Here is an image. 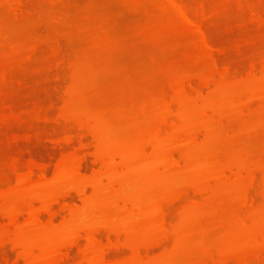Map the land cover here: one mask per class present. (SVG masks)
Listing matches in <instances>:
<instances>
[{"label": "rangeland", "instance_id": "rangeland-1", "mask_svg": "<svg viewBox=\"0 0 264 264\" xmlns=\"http://www.w3.org/2000/svg\"><path fill=\"white\" fill-rule=\"evenodd\" d=\"M21 1L27 8L22 16L12 11ZM177 1L193 15L199 13V16L206 11L204 17L196 20L208 34L214 51L204 46L195 27L183 21L172 0H0V80L7 78L5 82H0V184L1 191L9 196L12 205L17 206L20 215L29 202L26 197L38 188L18 187V173L11 165L13 157L24 154L25 147L36 142L37 145L46 146V149L54 148L50 150L59 152L58 146L47 138L53 134L52 129L56 132L57 128L65 127V130H76V135L83 132L78 131L76 120L67 123L60 119L58 122L64 98L70 97L71 111L75 116L94 114L109 125L120 140L137 142L141 133L144 135L160 126L165 116V103L175 110L181 100L186 110L195 117L192 118L195 122L203 117L202 102L195 98L193 91L189 92L187 87L188 93L181 94L182 97L180 95V84L189 78L185 77L187 75H193L196 83L202 76L213 75L214 84L209 88L212 90L204 88L203 91L204 94L212 93L213 102L219 105L225 104L234 90L237 104L264 92V80L240 81L253 62H264V0H239V5L237 0ZM240 2L244 5L241 6ZM202 8L205 10L201 11ZM12 12L17 13L18 17L13 16ZM56 40L60 41L59 58L52 56ZM33 43H40L41 50L36 57H32V61L24 63ZM226 68L233 69L239 78L236 79L237 75L230 77L233 72ZM224 69L232 74L230 72L224 77ZM190 78L193 80L192 76ZM199 84L195 86L198 85V88L201 86ZM49 97H54L56 101L53 98L50 104ZM24 99L29 100V104L27 100L25 104ZM38 100L43 103L42 108ZM262 101H254L249 113L244 108L237 110V106L228 110L227 118H222L225 120L222 123H216L222 121L220 118L215 120L219 115L214 116L212 138L208 145L202 144L204 148L200 147L202 149L198 152L202 161L214 158L222 163L234 159L245 161L254 171V184L248 174L242 175L241 180L237 178V181L230 175V181L219 184L222 187L216 184L217 195L204 196L210 199L187 198L168 208L166 228L169 233L164 246L154 248L151 256H159L165 247L168 250L173 248L171 259L166 264H218L220 256L226 255L229 256L226 264H264V251L255 241L264 240ZM19 102H24L23 106L28 105L25 106L27 109ZM240 110L243 114L238 113ZM40 111H47L43 114L48 118L50 116L48 127L53 126L52 129L46 126L47 121H42L43 114L40 113L38 118ZM57 122L60 125L63 123L57 127ZM164 127L167 131H163V136L176 132L172 125ZM62 129L59 130L62 132ZM28 130L34 134V139L40 140L35 139L34 143L31 135V141L29 137L27 140L25 132ZM86 133L83 132V135ZM168 135L167 138H170ZM86 136L91 138L90 135ZM174 136L177 138L176 134ZM201 138L200 141H206L203 135ZM89 140L91 143L92 139ZM27 141L33 143L28 144ZM13 151L18 152L14 155ZM20 151L23 153L17 154ZM87 164L91 168L88 167L86 176H90L94 168L91 156H88ZM66 187L71 190L72 184ZM246 193L253 198L252 205L245 202ZM74 198L76 205H80L79 197L74 195ZM24 201H27L26 205ZM87 213L91 214L87 217L93 216L97 221L109 218L117 226L121 222L122 226L134 223L137 228L132 238L122 237V241L127 240L133 245H147L150 241L152 244L160 236V216L156 213L144 217L132 213L127 218V215L124 216V219L123 205L109 204L106 200L98 202L94 210ZM23 216L21 221L26 217ZM62 216L55 224L60 223ZM121 216L125 222L118 220ZM86 220L83 219L81 223ZM5 221L0 219V235L14 233L7 230ZM80 229L72 228L75 231ZM17 232L39 239L48 230L22 225ZM7 243V249L0 245V250L11 251L12 257L16 252L18 255V251L15 249L14 252L13 245L9 244L11 242ZM128 243L112 249L113 252L106 251V255L109 254L106 260H101V252L94 250L95 264H125L132 254L133 245ZM141 249V252L145 250ZM79 252L78 248L74 250L76 259ZM110 255L112 259L107 260ZM50 262L46 258L35 264Z\"/></svg>", "mask_w": 264, "mask_h": 264}, {"label": "bare ground", "instance_id": "bare-ground-1", "mask_svg": "<svg viewBox=\"0 0 264 264\" xmlns=\"http://www.w3.org/2000/svg\"><path fill=\"white\" fill-rule=\"evenodd\" d=\"M237 1L239 5V0ZM241 2L240 4L243 6L244 4L242 5ZM172 3L176 6L183 21L188 26L196 28L204 46H206L209 51H214V46L210 42L208 34L196 20L200 17H204V14L206 15V13H204L206 11H203L205 9L202 8L201 11L203 12L199 11L201 13L198 16L199 13L193 15L188 8L177 0H172ZM15 6V10L13 8L12 11L21 13V16L25 13V10H27L23 1L18 2ZM14 13L13 16L18 17L19 13L18 15ZM257 16L260 20V16ZM58 42L60 41L56 40L57 44H55L56 47H54L55 50L52 54V56H57L55 58L61 56L60 44ZM39 44L34 45L33 43L24 63L25 61L28 62L33 59L32 57L37 56L38 52L41 50ZM263 60L264 59H262V61ZM253 63L254 64L251 63L252 65L249 66L248 71L246 69V76L244 75L245 77L243 80H240L242 83H248L256 79L264 80V62L260 61L261 64L259 62V64L256 62ZM227 69L233 72V76L230 75V77L235 78V75H237L236 79L239 78L238 74H234L233 69L226 68V70ZM226 70H223L224 74L222 71L224 77H227V74L231 72L230 70ZM236 71L237 70H235V72ZM236 73H239V71ZM222 74L221 76H223ZM188 76L189 78L192 76L193 80L188 78L182 81L180 84V95L187 94L188 90L189 92L193 91V95L194 93L197 95H194L195 98L202 102L204 113L199 122H195L192 119L195 117L186 110L181 100L178 101V108H175V110L171 108L169 104L165 103L163 109L165 116L161 119L160 126L157 129L144 133V135L141 133L142 137L140 135L141 139L138 137L137 142H130L117 138L110 126L105 124L100 117L94 114L75 116L71 111L70 104L72 101L70 97L69 99L67 97V99L64 98V102H62L64 105L60 108L61 110H59L58 122L60 119L66 122L68 121L67 123H69L70 120H76L79 127L78 131H86L88 133H86V135H90L91 138L83 135V132H79V134L77 132L76 135V133H74L76 130L73 131V129L65 130L64 127L63 130L58 126L60 124L57 122V127L59 128H56L59 132H54L55 130L52 129L53 126L51 128L50 125V129H52L50 131H52L53 134L48 136V129V133L46 134L48 136L47 138H49L51 142H54L56 144L55 146H58V148H56L59 149V152H57L58 150H50L54 148L49 149L47 147L46 149V146L37 145V142L30 146V143H33L36 138H33L34 134L29 133L30 130H28V132L26 131L27 140L29 135H31L30 137H32L33 142L27 141L30 145L27 148L25 147L26 145L24 146L26 149L24 154H22L23 151L17 153L22 155H17L16 157L15 152L18 151H13L15 156L13 157L12 155L14 160H12L13 164L11 165H13L12 168L15 169V172L18 173V176H16L18 187L38 189L26 197L29 202L26 205L27 201H24L26 208H24L25 210H23L22 215H20L17 206L14 204L13 206L9 202V196L1 191L2 184H0V219L6 220L8 231H14V233L8 232L0 235V245L4 247L7 242H11L9 244L13 245V251L15 249V251H18V255H16L17 252L14 253L17 256L14 260L15 256L13 254L12 257L11 251L9 252L7 250V252H9L7 253L1 248L0 264H35L46 258L51 260L50 264H95L96 258L95 254H93L94 250H96V252H101L99 256L101 260H106V257L109 256V254L106 255V251L110 253L112 249L116 250L121 247L122 244L128 243L129 241H122V239L124 237L127 239L132 238L137 226L131 222L127 223L128 225L124 224L122 226L123 223L121 222L119 223L121 226L118 224V227L117 224H115L116 222L109 218L97 221L92 218L93 216L87 217V215H91L87 212L93 211L96 204L103 200H106L109 204L121 203L125 209L123 218L126 215V218L129 217L132 213L139 217L149 216L154 213L159 214L161 224V228H159L160 236H157L158 238L156 241L153 240L154 243L151 244L152 241H150V244L147 242V245L143 244L142 246L136 245L137 243L133 245V243L129 242L130 246L133 245L132 254L128 260H126L127 262H125V264H166L168 260L171 259L173 248L172 250H168V248L164 247L162 254L156 257L151 256V252H153V250L155 251L154 248L156 247L164 246V240L169 233V229L166 228V210L168 208L187 198L198 200L200 197L217 195L216 192L218 190L216 191V184H218V186L219 184L224 185V183L230 181V175L234 177H231L232 179L237 181V178L241 180L244 174H248L250 176L249 180L254 184V171H251L245 161L234 159L222 163L217 158L202 161L198 156V152L204 148L206 143V145H208L212 138L213 126L215 125L213 121L221 119L222 121H216V123H222L225 121L222 118H227V111L236 106L237 110L244 108L243 110H247L249 113L253 108L252 104L254 101L264 100V92L252 95L243 100V102L240 101L239 104H237L236 90H234L233 95L227 99L226 103L219 105L213 102L212 93L209 92L210 94H204L205 91H203L204 88L206 90L212 88L211 86L214 84L213 82L215 80L213 75L202 76V78H200L201 82L199 79L200 84L195 82L196 79L193 75H187L185 77ZM6 80L7 78L3 77L0 82H5ZM195 84L201 86L197 88L198 85L195 86ZM187 87L188 90H186ZM53 98H51L52 102L49 100L50 104L53 103ZM26 100L24 99V102ZM54 100L56 101L55 98ZM24 102H19V104L25 107L26 105L23 106ZM26 102L29 104V100ZM39 102L42 108L44 105H42L43 103H41V100ZM58 104L59 102L56 105ZM242 104L244 107H240ZM17 106L19 107L18 104ZM44 112L46 113L47 111H43L42 113L40 111L38 113V118ZM238 113L243 114L241 110L238 111ZM217 115H219V117ZM224 115H226V117ZM214 116H217V118L215 119ZM41 118L44 119L42 120L44 123L47 121L45 124L48 123L46 125L48 127L50 116L48 118V115L46 116L43 114ZM54 124L55 123H53V125ZM167 125L169 127L171 125L175 127L174 130L176 132L174 134H176L177 138H175L174 134L171 136L166 134L171 138V141L166 135L163 136V131L165 132L166 130L163 128H165L164 126L168 127ZM59 129L63 131L61 132ZM110 131L114 136L111 135ZM202 135L203 139L206 141H200ZM30 137L29 141H31ZM89 139H92L91 143ZM39 140L36 139L35 141ZM173 141H175L174 144ZM171 142L172 144H170ZM39 144H41V142ZM202 144L204 146H202ZM88 156L92 157V166L95 168H93V172L90 176H86L89 167L87 164ZM25 159L27 160L25 161ZM24 166L25 168H23ZM22 169H25V172ZM248 175L245 176L248 177ZM70 183L72 184L71 190L69 187H66V185ZM219 187H222V185ZM190 191L193 195L190 194ZM74 195L79 197L80 205H76ZM213 197L214 196H212V198ZM210 198L206 197L205 199ZM244 200L246 203L249 202L251 205L253 204V198H250L247 193L244 194ZM23 214L26 216L22 220L24 222L21 221ZM61 216L63 217L61 219L62 221L60 220L58 225L55 224ZM83 219L87 220L81 223ZM118 220L122 221V216L118 218ZM123 221L125 222V220ZM26 224L28 226L34 225L35 228L44 227L48 230V233L39 239L22 236L17 230L22 228V225L27 226ZM72 228L81 229L75 231L72 230ZM101 228L103 229L101 230ZM54 235H56V237H54ZM11 236L14 238H11ZM255 241L261 247V251H264V240L262 242H258V240ZM140 246L142 248L143 246L145 247L143 248L146 250H144L145 253H143L144 251H140ZM139 247L140 249L138 250ZM5 248L6 246L3 249ZM77 248L80 249V252L77 255L75 253L76 257L79 256L76 259L73 253ZM112 255H114V253ZM110 257L107 258V260L112 259V257ZM228 259L229 256L227 257V255L220 256L218 264H226ZM117 263L119 264L121 262Z\"/></svg>", "mask_w": 264, "mask_h": 264}]
</instances>
